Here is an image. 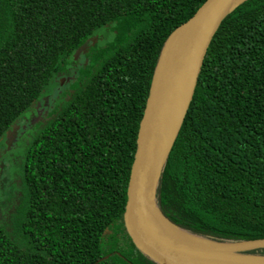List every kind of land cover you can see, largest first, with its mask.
I'll return each instance as SVG.
<instances>
[{"label":"trees","instance_id":"trees-1","mask_svg":"<svg viewBox=\"0 0 264 264\" xmlns=\"http://www.w3.org/2000/svg\"><path fill=\"white\" fill-rule=\"evenodd\" d=\"M206 1L0 0V155L69 80L32 131L13 197L0 181V264H156L125 228L128 185L161 51ZM157 205L214 242L264 239V0L215 35Z\"/></svg>","mask_w":264,"mask_h":264},{"label":"water","instance_id":"water-1","mask_svg":"<svg viewBox=\"0 0 264 264\" xmlns=\"http://www.w3.org/2000/svg\"><path fill=\"white\" fill-rule=\"evenodd\" d=\"M247 0H207L179 26L159 56L140 124L124 224L136 248L156 264H264V239L214 242L182 229L170 235L152 216L157 190L197 88L209 47L222 23ZM182 232L186 233L184 235Z\"/></svg>","mask_w":264,"mask_h":264},{"label":"rangeland","instance_id":"rangeland-1","mask_svg":"<svg viewBox=\"0 0 264 264\" xmlns=\"http://www.w3.org/2000/svg\"><path fill=\"white\" fill-rule=\"evenodd\" d=\"M80 61L81 63L85 62L84 55L80 57ZM68 85L69 80L67 78L60 79V86L56 89L55 93L36 105L32 112L22 119L14 130L8 134L0 155V181L5 195L8 194L13 197L15 179L19 182L21 181L22 162L24 161L27 147L36 134L32 131L40 122H43L48 113L53 109L59 92L63 91ZM4 204L9 208L11 198L7 199Z\"/></svg>","mask_w":264,"mask_h":264},{"label":"bare ground","instance_id":"bare-ground-1","mask_svg":"<svg viewBox=\"0 0 264 264\" xmlns=\"http://www.w3.org/2000/svg\"><path fill=\"white\" fill-rule=\"evenodd\" d=\"M154 224L163 232L170 234V235H177V232H180V230L174 228L171 224H169L164 217L162 216L158 205L155 206L153 216H152ZM184 235L186 233L182 232Z\"/></svg>","mask_w":264,"mask_h":264}]
</instances>
